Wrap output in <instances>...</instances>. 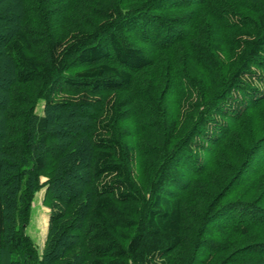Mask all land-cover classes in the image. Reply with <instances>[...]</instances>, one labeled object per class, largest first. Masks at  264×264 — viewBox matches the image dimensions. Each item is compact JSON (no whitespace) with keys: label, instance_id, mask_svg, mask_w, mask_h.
I'll return each instance as SVG.
<instances>
[{"label":"trees","instance_id":"1","mask_svg":"<svg viewBox=\"0 0 264 264\" xmlns=\"http://www.w3.org/2000/svg\"><path fill=\"white\" fill-rule=\"evenodd\" d=\"M0 264H264V0H0Z\"/></svg>","mask_w":264,"mask_h":264},{"label":"rangeland","instance_id":"2","mask_svg":"<svg viewBox=\"0 0 264 264\" xmlns=\"http://www.w3.org/2000/svg\"><path fill=\"white\" fill-rule=\"evenodd\" d=\"M44 101L38 103L36 111L43 113ZM44 189L39 191L33 201L32 214L26 232L33 238L39 255L43 254L45 241L48 233L50 209L44 205Z\"/></svg>","mask_w":264,"mask_h":264}]
</instances>
